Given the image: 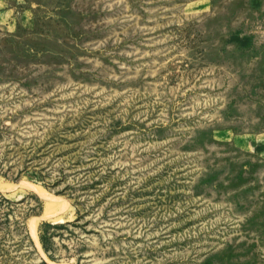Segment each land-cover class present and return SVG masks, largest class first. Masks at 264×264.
<instances>
[{
    "label": "rangeland",
    "instance_id": "obj_1",
    "mask_svg": "<svg viewBox=\"0 0 264 264\" xmlns=\"http://www.w3.org/2000/svg\"><path fill=\"white\" fill-rule=\"evenodd\" d=\"M0 264H264V0H0Z\"/></svg>",
    "mask_w": 264,
    "mask_h": 264
},
{
    "label": "bare ground",
    "instance_id": "obj_2",
    "mask_svg": "<svg viewBox=\"0 0 264 264\" xmlns=\"http://www.w3.org/2000/svg\"><path fill=\"white\" fill-rule=\"evenodd\" d=\"M44 197V196H43Z\"/></svg>",
    "mask_w": 264,
    "mask_h": 264
}]
</instances>
